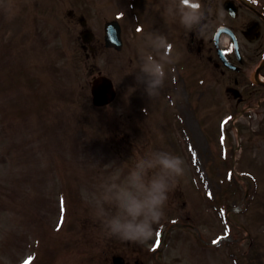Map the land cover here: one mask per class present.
Segmentation results:
<instances>
[{
    "label": "rangeland",
    "instance_id": "1",
    "mask_svg": "<svg viewBox=\"0 0 264 264\" xmlns=\"http://www.w3.org/2000/svg\"><path fill=\"white\" fill-rule=\"evenodd\" d=\"M117 6L107 0H0V264H112L117 253L130 254L132 264H155L154 249L169 264H234L237 255L264 264V174L257 175L251 209L235 216L253 228L258 242L210 244L229 231L220 213L241 200L246 178L223 172L228 161L213 166L202 127H217L232 110L223 96L199 111L180 95L166 119L165 99L150 100L128 75L134 64L103 46L102 25ZM81 17L94 33L90 44L82 41ZM90 46L97 47L94 55ZM131 51L137 54V47ZM99 70L116 82L118 97L95 108L89 82ZM150 148L186 162L165 217L154 226L159 237L144 245L110 239L92 215L96 188ZM244 161L238 170L248 168ZM173 221L183 226L167 234Z\"/></svg>",
    "mask_w": 264,
    "mask_h": 264
},
{
    "label": "clouds",
    "instance_id": "2",
    "mask_svg": "<svg viewBox=\"0 0 264 264\" xmlns=\"http://www.w3.org/2000/svg\"><path fill=\"white\" fill-rule=\"evenodd\" d=\"M162 14L169 23L197 36L208 34L213 27L202 0H165ZM138 29V68L128 75L134 74L152 100L161 95L169 71L174 70L170 67L176 62L174 46L158 32ZM185 172V160L169 151L150 148L138 152L131 167H117L98 184L92 215L108 238L144 245L157 235L154 226L164 219L170 195Z\"/></svg>",
    "mask_w": 264,
    "mask_h": 264
},
{
    "label": "flooded vegetation",
    "instance_id": "3",
    "mask_svg": "<svg viewBox=\"0 0 264 264\" xmlns=\"http://www.w3.org/2000/svg\"><path fill=\"white\" fill-rule=\"evenodd\" d=\"M139 1L138 23L166 36L173 54L180 49L185 55L180 60H189L191 54L198 62L195 74L206 79L213 73L225 91L239 94V103L264 100V84L257 87L254 79L255 67L264 61V0H202L213 26L204 36L169 23L162 14L165 0ZM259 72L264 76V62Z\"/></svg>",
    "mask_w": 264,
    "mask_h": 264
},
{
    "label": "water",
    "instance_id": "4",
    "mask_svg": "<svg viewBox=\"0 0 264 264\" xmlns=\"http://www.w3.org/2000/svg\"><path fill=\"white\" fill-rule=\"evenodd\" d=\"M113 37L114 43H117L119 40L118 31ZM92 92L94 95V103L97 105L108 102L115 94L111 81L104 76H100L93 81Z\"/></svg>",
    "mask_w": 264,
    "mask_h": 264
},
{
    "label": "snow or ice",
    "instance_id": "5",
    "mask_svg": "<svg viewBox=\"0 0 264 264\" xmlns=\"http://www.w3.org/2000/svg\"><path fill=\"white\" fill-rule=\"evenodd\" d=\"M139 30V29H138ZM157 237H159V233H157ZM159 243V240H157V244ZM213 243H216V241H213Z\"/></svg>",
    "mask_w": 264,
    "mask_h": 264
}]
</instances>
